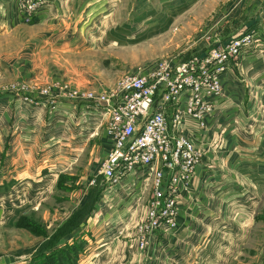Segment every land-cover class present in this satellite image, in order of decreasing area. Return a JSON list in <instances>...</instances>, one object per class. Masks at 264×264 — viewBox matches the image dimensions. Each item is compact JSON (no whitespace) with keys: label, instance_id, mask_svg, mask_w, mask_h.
<instances>
[{"label":"crops","instance_id":"crops-1","mask_svg":"<svg viewBox=\"0 0 264 264\" xmlns=\"http://www.w3.org/2000/svg\"><path fill=\"white\" fill-rule=\"evenodd\" d=\"M46 2L27 23L26 0H0V177L50 174L54 190L62 178H70L75 181V206L98 194L92 216L56 246L83 240L79 258H87V264H101L108 254L133 259L120 264L238 261L264 213V46L243 44L241 56L221 76L223 96L214 101L203 127L192 118L183 122L202 162L182 190L178 227L151 235L144 252L136 228L149 211L150 179L145 172L133 173L112 186L100 175L103 159L114 146L101 107L65 100L53 91L9 92L18 83L84 84L80 73L88 66L80 58L82 48L91 56L99 44L91 39V16L107 6L97 8L96 0ZM258 16L249 15L246 21ZM185 105L182 99L181 107ZM112 200L117 213L107 216L108 210L103 211ZM209 250L213 255H207Z\"/></svg>","mask_w":264,"mask_h":264},{"label":"rangeland","instance_id":"rangeland-1","mask_svg":"<svg viewBox=\"0 0 264 264\" xmlns=\"http://www.w3.org/2000/svg\"><path fill=\"white\" fill-rule=\"evenodd\" d=\"M103 4L107 10L97 9L90 25L91 39L99 44L92 48L91 56L85 54L89 49L82 48L80 58L88 66L84 74L80 73L84 84L55 80L34 90L52 87L62 99L66 90L109 96L122 78L152 73L163 60L183 63L236 40L242 46L245 42H249L248 46H264L263 0H96V7H104ZM257 14L258 18L248 24L249 15ZM24 18L31 23L26 15ZM258 28L263 31L257 32ZM23 84L26 83L12 84L9 92L16 94V88ZM83 103L96 105L94 101ZM49 176L0 177V264H76V259L87 264V258H76L72 252L56 253L60 250L56 246L91 215L94 194L75 206V181L64 177L59 189L54 190ZM112 204L103 211L108 210L107 216L117 213L113 200ZM142 249L146 251L145 247ZM211 251L207 255H213ZM242 254L232 264H264V213L258 216ZM143 257L149 259L147 253ZM126 260L133 261L130 257L108 254L101 264Z\"/></svg>","mask_w":264,"mask_h":264},{"label":"built area","instance_id":"built-area-1","mask_svg":"<svg viewBox=\"0 0 264 264\" xmlns=\"http://www.w3.org/2000/svg\"><path fill=\"white\" fill-rule=\"evenodd\" d=\"M46 3L31 0L23 5L28 22ZM241 48L242 42L236 40L183 63L163 60L152 73L122 78L109 96L97 97L80 90H66L62 96L94 101L108 117L106 129L114 146L100 170L107 183L114 185L125 176L141 172L150 179L149 211L137 230L142 248L157 231L178 227L182 190L202 162L200 151L184 133L182 124L192 118L201 127L205 125L206 117L214 111V101L223 96L221 76ZM16 89L18 94L36 87L23 84ZM38 90L45 95L53 91L52 87ZM182 99L186 100L184 107Z\"/></svg>","mask_w":264,"mask_h":264},{"label":"trees","instance_id":"trees-1","mask_svg":"<svg viewBox=\"0 0 264 264\" xmlns=\"http://www.w3.org/2000/svg\"><path fill=\"white\" fill-rule=\"evenodd\" d=\"M93 194L94 195L91 198V207H92L91 210H93V207H94L95 203L97 202V198H98V194L97 195H96V193H93ZM89 204H90V202H89ZM79 227L80 226H78L77 229ZM70 232L68 234H70ZM85 246H86V242H84L81 239H77V240H74L73 243L68 244L66 247L60 248V250L59 249L56 250V253L62 254L64 252H70V253L72 252V255L75 256L76 258H78L80 256V254L84 252ZM76 264H78V259H76Z\"/></svg>","mask_w":264,"mask_h":264},{"label":"water","instance_id":"water-1","mask_svg":"<svg viewBox=\"0 0 264 264\" xmlns=\"http://www.w3.org/2000/svg\"><path fill=\"white\" fill-rule=\"evenodd\" d=\"M101 104H104V105H106V103H103V102H101Z\"/></svg>","mask_w":264,"mask_h":264}]
</instances>
